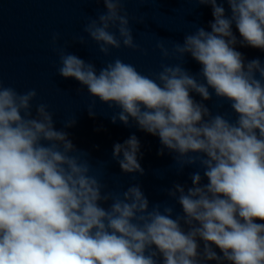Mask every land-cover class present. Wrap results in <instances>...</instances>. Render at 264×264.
<instances>
[{"label": "clouds", "instance_id": "clouds-1", "mask_svg": "<svg viewBox=\"0 0 264 264\" xmlns=\"http://www.w3.org/2000/svg\"><path fill=\"white\" fill-rule=\"evenodd\" d=\"M95 2L105 11L89 18L83 32L99 51L107 56L123 45L146 55L134 41L125 0ZM197 3L211 5V31L196 28L171 53L162 39L156 47L165 58L183 61L190 54L202 66L198 75L204 82L180 63L161 65L155 78L119 58L97 72L94 64L58 47L59 32L51 44L60 76L75 78L91 96L121 109L113 123L128 125L131 118L159 137V155L164 148L175 152L181 170L198 163L208 183L201 185L196 172L193 187L185 191L176 184L169 190L183 209L175 218L171 206L149 210L138 184L120 194L102 193L106 186L90 174L86 154L68 133L55 129L48 106L37 105L33 116L36 90L20 93L0 80V264H161V258L162 264H264V223L256 222L264 221V65L259 59L245 62L232 31L235 24L242 46L264 51V0H227L230 17L217 0ZM73 42L86 44L85 36ZM209 89L230 103L235 122L212 115L190 94L208 101ZM74 124L73 119L65 127ZM139 148L135 135L114 145L113 158L123 172L143 175ZM109 200L107 209L100 205Z\"/></svg>", "mask_w": 264, "mask_h": 264}, {"label": "water", "instance_id": "water-1", "mask_svg": "<svg viewBox=\"0 0 264 264\" xmlns=\"http://www.w3.org/2000/svg\"><path fill=\"white\" fill-rule=\"evenodd\" d=\"M31 103V111L33 116H35L38 104ZM47 110L53 114L55 129L67 132L68 138L72 141L78 152L86 154L82 159H87L91 165L92 170L90 174L95 175L106 186L102 189V193L112 192L113 194H120L126 191L128 187L138 184L149 201V210L156 204L161 205V210H163V206L167 205L171 206L174 210L172 218H175L177 215H183L182 206L175 198L170 197L168 192L176 184L183 186L185 191L193 187L189 175L141 150L137 154V159L144 169L143 175L139 172L125 173L121 170L117 159L113 158L114 145L116 143L123 144V141L77 120H75V124L72 127H65V123L73 120L72 118L50 109ZM73 154L76 155L77 153ZM122 158L123 155L121 153L120 159ZM110 204V200L108 202H100V205L105 209ZM256 222L264 223V221L259 220ZM182 227L187 231V226L183 225V223ZM198 243L200 244V251H202L203 241L198 240ZM212 247L218 255H222L218 247L215 245ZM204 264H217V261H206ZM224 264H228V262L225 261Z\"/></svg>", "mask_w": 264, "mask_h": 264}]
</instances>
